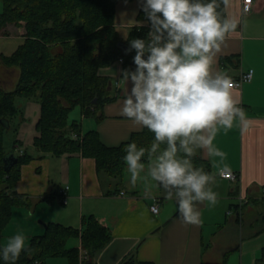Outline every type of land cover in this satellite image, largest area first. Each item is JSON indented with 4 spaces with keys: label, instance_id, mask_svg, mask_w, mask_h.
Wrapping results in <instances>:
<instances>
[{
    "label": "crops",
    "instance_id": "0c3cea01",
    "mask_svg": "<svg viewBox=\"0 0 264 264\" xmlns=\"http://www.w3.org/2000/svg\"><path fill=\"white\" fill-rule=\"evenodd\" d=\"M225 8L227 18L235 19L237 27L226 37L212 70L232 80L252 68L253 76L231 89L238 106L245 111L246 121L236 119L230 129L218 131L213 146L223 157L197 151L210 163L215 179L209 187L218 194L215 206H209L207 201L198 205L203 223L195 226L183 222L176 202L166 199L164 190L148 177V160L142 161L144 170L134 184L126 165L122 191L106 195L92 157L76 152L55 155L34 146L33 158L21 165L15 184L16 191L28 197L31 205L12 207L11 218L1 233L3 246L18 233L26 237L27 245L33 236L44 233L42 222L80 228L82 217L92 214L111 235L94 253V264H118L127 255L155 264H230L232 258V264H255L264 246V0H253L249 10L243 9L242 0H229ZM12 25L22 28L20 33L24 34L22 22L8 23L1 28V34H10L7 28ZM9 69L0 62V85L11 90L18 76L12 80L6 74ZM118 80L119 77L113 83L117 97L104 105L103 118L96 120L81 114L80 119L82 133L96 129L101 141L109 146L126 141L132 132L142 129L121 115L126 93L124 84L117 86ZM220 169L236 171L238 180L221 177ZM66 185L63 203L59 190ZM50 191H55L54 196L42 199ZM155 201L158 211L153 213L149 206ZM66 245L80 248V240L71 237ZM244 249L249 254L246 260Z\"/></svg>",
    "mask_w": 264,
    "mask_h": 264
},
{
    "label": "trees",
    "instance_id": "16d2710c",
    "mask_svg": "<svg viewBox=\"0 0 264 264\" xmlns=\"http://www.w3.org/2000/svg\"><path fill=\"white\" fill-rule=\"evenodd\" d=\"M0 1V26L22 22L25 29L22 42L11 53H0L5 66H15L19 70L14 89L6 90L0 85V248H3L1 233L11 218L12 207L31 205L28 197L16 191L15 184L21 165L30 161L33 154L25 150L15 152V146L20 145L17 139L11 149L4 145V132L19 112L17 98H34L39 102L33 145L55 155L76 152L92 157L106 195L117 194L123 189L125 146L135 142L138 147L148 148L154 134L143 128L132 132L126 141L109 146L101 141L96 129L82 133L80 124L68 118L70 110L79 106L83 117L100 120L104 105L117 97L113 93L111 76L100 70L114 63L120 65L119 74L122 68L135 69L132 61L135 50L126 54L125 49L131 39L145 38L149 31L139 8L135 15L138 23L132 25L122 39L115 24L118 0ZM218 3L221 18H227L222 0ZM57 46L59 50L55 49ZM10 152L15 153L17 160L5 170L4 158ZM147 160V155L142 158V161ZM192 162L212 175L210 163L200 155L196 154ZM54 194L55 191L45 192L42 199H51ZM71 237L79 238L80 248L66 245ZM110 237L109 229L92 214L82 217L80 228L47 222L44 233L30 239L26 245L29 250L21 253L16 264H47V258L58 256L65 257L67 264H94V253ZM0 264H5L2 258ZM118 264L155 263L127 255ZM255 264H264V246Z\"/></svg>",
    "mask_w": 264,
    "mask_h": 264
},
{
    "label": "clouds",
    "instance_id": "9594fccd",
    "mask_svg": "<svg viewBox=\"0 0 264 264\" xmlns=\"http://www.w3.org/2000/svg\"><path fill=\"white\" fill-rule=\"evenodd\" d=\"M222 3L227 6L229 0ZM137 4L149 31L145 38L131 39L125 49L126 54L135 50V69L120 70L117 86L124 84L126 93L120 112L147 128L154 140L148 148L127 144L123 160L134 184L147 155L148 177L164 190L166 199L176 202L185 224L200 226L198 205L207 201L215 206L218 194L209 187L215 177L195 167L193 157L198 150L223 157L213 146L218 131L230 129L236 119L246 121L244 109L233 98L232 81L212 70L237 21L221 18L218 0H137ZM28 250L26 237L18 233L0 248V258L16 264Z\"/></svg>",
    "mask_w": 264,
    "mask_h": 264
},
{
    "label": "rangeland",
    "instance_id": "374dc122",
    "mask_svg": "<svg viewBox=\"0 0 264 264\" xmlns=\"http://www.w3.org/2000/svg\"><path fill=\"white\" fill-rule=\"evenodd\" d=\"M136 5H137V0H127V3H125L124 0L117 1L115 24L117 31L122 39L126 38L127 33L131 27L130 23H135V22L138 23L135 17L137 11ZM0 10H1V1H0ZM1 28L4 27L0 26V53L9 54L16 48L17 45H19L22 42L23 37L19 34H23L20 33L22 32L23 29L12 25L7 28V32L9 31L10 34L4 35L1 34L4 33L2 32L3 29ZM0 62H2L1 59ZM9 67L10 69L6 72V74L8 76H11L13 80L16 76L19 75L17 72L18 68L15 66L12 67L9 66ZM118 71H119L118 63H114L113 65L100 70L101 73L109 74L112 78L113 83L115 79H118L119 77ZM16 105L19 107V112L12 119L11 127L9 129H6L4 132V145L6 149H11L13 147L12 146L13 141L17 139L19 140L18 144L20 145L15 146L14 149L16 150V152H19V150H21V145H22L23 147L22 151L25 150L27 153H31L34 150L32 139L36 134L35 123L39 114L40 105L39 102H37L34 98L32 99L17 98ZM68 118L70 121L75 119L80 124V119L82 118L80 107L74 106L70 110ZM71 242H72L71 244H75V241H71ZM245 244H247V242ZM250 250L251 248L248 249V251ZM258 253L259 256L260 252ZM247 257H249V254L244 249L243 259L246 260ZM251 257L252 256L250 254V260ZM234 259L232 258L230 260V264H232ZM46 262L47 264H66V259L63 256L49 257L47 258Z\"/></svg>",
    "mask_w": 264,
    "mask_h": 264
},
{
    "label": "built area",
    "instance_id": "2783aa9c",
    "mask_svg": "<svg viewBox=\"0 0 264 264\" xmlns=\"http://www.w3.org/2000/svg\"><path fill=\"white\" fill-rule=\"evenodd\" d=\"M252 1L253 0H242L243 9L249 10L251 7ZM252 76H253V69L249 68L247 70L241 71L240 74L237 76V78L232 79L231 81H232L233 86H240L243 82L250 81ZM73 136L76 137V134H73ZM19 153H22V150H20ZM221 171H224L223 176L220 175ZM218 174L221 177L227 178L231 181H236V180H238V177H239L238 173L236 171L226 170V169H220ZM67 188H68V186L66 185L60 189V198H61V201L63 203L66 202V190H67ZM240 201L242 202V197H240ZM149 208L153 213H156L158 211L157 201H155L153 204H151L149 206Z\"/></svg>",
    "mask_w": 264,
    "mask_h": 264
},
{
    "label": "water",
    "instance_id": "95a60500",
    "mask_svg": "<svg viewBox=\"0 0 264 264\" xmlns=\"http://www.w3.org/2000/svg\"><path fill=\"white\" fill-rule=\"evenodd\" d=\"M17 160V156L15 155L14 152H10L6 158H4V169L8 170L9 167L12 165L13 162H15ZM44 224V226H46L45 222H42Z\"/></svg>",
    "mask_w": 264,
    "mask_h": 264
}]
</instances>
